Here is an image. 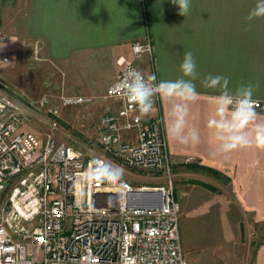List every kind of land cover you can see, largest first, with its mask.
<instances>
[{
	"label": "built area",
	"instance_id": "obj_1",
	"mask_svg": "<svg viewBox=\"0 0 264 264\" xmlns=\"http://www.w3.org/2000/svg\"><path fill=\"white\" fill-rule=\"evenodd\" d=\"M32 46L38 58L39 42ZM132 51L134 58H117L118 77L106 90L119 106L98 122L103 153L86 156L23 130L20 106L0 88V264H188L162 114H141L120 86L130 69L148 77L135 59L153 46L136 41ZM251 99L254 110L264 109ZM91 101L60 97L63 105ZM135 176L164 183L136 186Z\"/></svg>",
	"mask_w": 264,
	"mask_h": 264
},
{
	"label": "crops",
	"instance_id": "obj_2",
	"mask_svg": "<svg viewBox=\"0 0 264 264\" xmlns=\"http://www.w3.org/2000/svg\"><path fill=\"white\" fill-rule=\"evenodd\" d=\"M16 4L19 13H26L22 20L26 36L40 44L38 59L50 64L51 75L63 77L62 86L69 92H103L117 78V58H134L136 41L152 44L153 54L136 58L135 64L146 75H155L158 83L180 78L183 54L192 52L198 97L187 102L161 97L149 115L160 110L175 166L197 163L227 180L239 221L254 226L261 238L255 264H264V149L255 142L257 129L264 127V109L254 110L255 119L242 129L248 140L243 147L223 150L225 141L210 125L225 92L234 94L251 85L252 98L264 101V18L247 19L256 0H191L185 17L170 0H17ZM209 76L226 77L227 88L223 81L210 86ZM113 102L115 110L119 104ZM181 103H186L187 113L182 126L174 128V108ZM231 111L229 105V117ZM186 157L193 161L185 162Z\"/></svg>",
	"mask_w": 264,
	"mask_h": 264
},
{
	"label": "rangeland",
	"instance_id": "obj_3",
	"mask_svg": "<svg viewBox=\"0 0 264 264\" xmlns=\"http://www.w3.org/2000/svg\"><path fill=\"white\" fill-rule=\"evenodd\" d=\"M16 2L0 0V37H6V40L0 39V88L20 106L21 128L42 139L52 136L86 156L103 153L98 122L116 107L115 100L105 97L108 87L99 93L67 91L62 86L63 77L60 80L51 75L50 64L43 65L27 53L31 52L34 39L24 32L26 13H19ZM4 56L11 57V61L3 63ZM116 74L118 77L119 70ZM74 94L93 97V101L61 104V96ZM45 98L46 102L42 103ZM55 108L59 114L54 113ZM172 171L180 203L182 246L188 264H255L261 238L254 226H245L239 221L241 214L233 203L227 180L218 174L173 163ZM129 180L136 186L164 183L163 179L142 176L129 177Z\"/></svg>",
	"mask_w": 264,
	"mask_h": 264
},
{
	"label": "clouds",
	"instance_id": "obj_4",
	"mask_svg": "<svg viewBox=\"0 0 264 264\" xmlns=\"http://www.w3.org/2000/svg\"><path fill=\"white\" fill-rule=\"evenodd\" d=\"M170 3L178 8V15L185 17L191 9V0H170ZM264 18V0H256L253 9L250 10L247 19ZM196 61L192 52L183 54L182 62L179 65L181 77L175 80H162L156 83L155 75L145 76L138 70L130 69L125 79L121 82V87L126 93L127 98L136 106L141 114L147 115L151 112L154 104V97L177 99L179 101L195 100L199 93L193 80L197 77ZM223 81L226 89L228 80L226 77L209 76L206 82L210 86H217ZM253 86H243L238 88L234 94L225 92L220 100L222 103L217 108V118L210 121L221 138L225 141L222 145L223 150L228 151L248 144L246 136L242 135V129L253 121L256 113L252 102ZM232 105L230 117L228 107ZM187 113L186 103L177 104L173 114L177 117L175 127L182 126L183 117ZM256 146L264 149V127H259L256 131Z\"/></svg>",
	"mask_w": 264,
	"mask_h": 264
},
{
	"label": "trees",
	"instance_id": "obj_5",
	"mask_svg": "<svg viewBox=\"0 0 264 264\" xmlns=\"http://www.w3.org/2000/svg\"><path fill=\"white\" fill-rule=\"evenodd\" d=\"M185 166L188 167V168H191V169H201V170H205V171H208V172H211V173L219 175V173L216 170H214V169H212L210 167H207V166H203V165L197 164V163L185 164ZM200 184H202L203 186L205 185L206 187H210L206 183L205 184L204 183H200Z\"/></svg>",
	"mask_w": 264,
	"mask_h": 264
}]
</instances>
